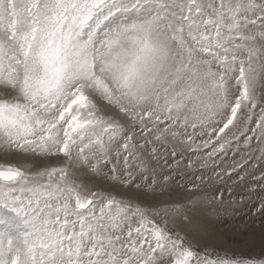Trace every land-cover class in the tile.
<instances>
[{"label": "snow or ice", "instance_id": "1", "mask_svg": "<svg viewBox=\"0 0 264 264\" xmlns=\"http://www.w3.org/2000/svg\"><path fill=\"white\" fill-rule=\"evenodd\" d=\"M0 264H264V0H0Z\"/></svg>", "mask_w": 264, "mask_h": 264}, {"label": "rangeland", "instance_id": "2", "mask_svg": "<svg viewBox=\"0 0 264 264\" xmlns=\"http://www.w3.org/2000/svg\"><path fill=\"white\" fill-rule=\"evenodd\" d=\"M236 130L233 129L232 133H229L228 136L229 138H231L232 134L235 133ZM238 134V133H237ZM207 137H205L206 139ZM258 147L257 141L255 139H253V141L251 142V148H248L244 145L243 143V138H241L240 144H239V148H237L236 142L233 141L231 147L227 148V154H223L220 153L218 154V156L215 158L217 161V164L219 165V167H229L232 166L236 163H240L242 162L243 159H246L249 155H253L254 150ZM204 151H208V150H203L201 153L196 154V153H191L188 152L185 154V159L183 161H181V170H183L185 168L186 162L188 159H192L193 161H196V156L197 155H203ZM258 152H255V155H258ZM221 157H223L221 159ZM172 160L169 159V163H171ZM161 163H163V161H161ZM198 163L196 162V174L199 175L201 174V172L203 171L204 175H212V169L211 167L208 170H201L198 167ZM252 163V161H249V164L245 165L244 169H237L238 173H243V171L245 170H249L250 171V164ZM210 166H211V161L209 162ZM188 175H191V170H188ZM258 174V173H256ZM177 178H179V175L177 176ZM237 176L234 174L233 175V180H236ZM232 182L229 181V184H231ZM251 179L250 177H245L244 181H237V183L235 185H233L234 188V196L238 202V210L239 212H248L252 206L251 202L248 201V195L249 193L247 192V188H249L251 186ZM243 195L245 197V202L243 204H239V198L240 196ZM253 200H255V195L253 194ZM245 219H247V217H245ZM219 230L223 231L224 230V225H217L216 226ZM238 251L243 252L245 255H258L261 251L259 242L257 240V243L255 245H251V246H245V247H241L238 249Z\"/></svg>", "mask_w": 264, "mask_h": 264}]
</instances>
